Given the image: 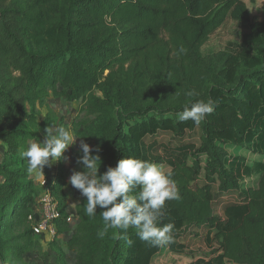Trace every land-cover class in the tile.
<instances>
[{
	"label": "trees",
	"instance_id": "obj_1",
	"mask_svg": "<svg viewBox=\"0 0 264 264\" xmlns=\"http://www.w3.org/2000/svg\"><path fill=\"white\" fill-rule=\"evenodd\" d=\"M25 1L0 0V264H27L39 245L29 216L40 191L20 151L50 125L39 124L35 110L54 84L70 100L102 94L90 99L91 134L81 133L97 140L98 174L121 159L147 160L175 181L179 197L166 201L161 221L174 224L173 240L159 246L133 228L98 237L103 210L89 217L84 201L72 240L82 247L76 264H264V11L253 19L255 1ZM228 19L248 23L241 46L204 55ZM181 45L186 54H178ZM209 98L214 110L199 125L178 120L186 105ZM194 133L198 143H182L168 158L144 147L159 134L185 142ZM59 169L48 186L61 213L57 234L69 218ZM188 238L207 251L179 242Z\"/></svg>",
	"mask_w": 264,
	"mask_h": 264
},
{
	"label": "clouds",
	"instance_id": "obj_2",
	"mask_svg": "<svg viewBox=\"0 0 264 264\" xmlns=\"http://www.w3.org/2000/svg\"><path fill=\"white\" fill-rule=\"evenodd\" d=\"M182 45L178 54H186ZM214 110V101L196 100L186 105L177 113L179 121L191 120L199 125L206 115ZM76 136L71 126L48 127L45 129L43 141L30 142L22 156L27 161V171L37 177L43 176L45 166L66 160L64 153L76 143ZM82 156L77 160L83 165V171H74L69 183L86 198L85 215L94 217L97 208L103 211L99 214L105 228L97 233L103 237L108 228L136 230V235L142 241L155 246L171 243V232L174 224L161 225L165 215L166 201L178 199L176 184L158 164L137 158H125L118 161L115 167H108L101 175L99 168L101 160L99 148L93 149L81 139ZM139 188V194L133 195V190ZM127 243L131 245L129 239Z\"/></svg>",
	"mask_w": 264,
	"mask_h": 264
},
{
	"label": "rangeland",
	"instance_id": "obj_3",
	"mask_svg": "<svg viewBox=\"0 0 264 264\" xmlns=\"http://www.w3.org/2000/svg\"><path fill=\"white\" fill-rule=\"evenodd\" d=\"M254 1L257 6L255 9L251 10L253 19L261 20L264 11V0ZM24 3H26L25 0ZM248 32L249 26L245 21L228 19L218 30H216L209 37L208 41L202 47V52L204 55H211L223 51L235 52L241 46L243 38ZM46 42L49 41L46 40ZM46 93L48 96L46 100H44L40 105L36 107V119L37 122L41 124L44 123L47 118H49L51 120V123L49 126L37 128L39 135L38 140L41 142L43 141L46 128L59 127L61 125L71 126V128L74 130L77 140L76 143L73 146L69 147V149L64 153V156L67 158L66 160H61L52 164L51 166L44 167V177H37L33 173L30 174L40 191V196L45 192V188L49 189L48 186L50 185V183H54V180L56 179L57 174L60 171L59 164H62L66 184L63 191L66 196L67 213L69 214V218L67 220V225L64 228V231L56 234L54 237L41 235L34 231L33 238L39 241V245L36 250L24 256V261L27 264H60L58 261L57 253L53 249V245L56 244L63 251L66 263L76 264L82 247L80 245L74 244L72 240L77 231V228L80 225V220L77 212L80 205L84 201H86V198L81 196L80 192L73 186H71V184L69 183V179L74 171H83V165L77 163L78 158L82 156L80 142L83 138L81 136V133L91 134V131H88L87 129L89 126H91L90 122L91 119H93L90 114V99L93 96H101L102 94L97 90H92L87 93L85 97L82 96L79 99L70 100L65 96L66 93H69L66 90V87L61 86L60 84L48 86ZM199 135L200 134L198 133H194L193 135H191V137H187V139H185V142H183L184 140L176 141V138H174L172 135L159 134L155 138L146 139L144 142V147L152 157L163 156L165 158H168L171 154L170 152L180 144L191 141L198 143ZM38 140L29 141L23 147V149H21V156L22 152L27 150L30 142H39ZM83 141L93 149H96L97 140L88 137L83 139ZM5 148L6 144L0 142V151L2 153L5 151ZM92 154H95V151ZM46 173L48 174L49 181H47L45 178ZM2 181L3 177L0 176V183ZM35 204L36 208L39 210L37 200ZM33 209L34 211H36L34 207ZM192 249L205 251V245L203 243H195L192 245ZM178 264H186V262L178 261Z\"/></svg>",
	"mask_w": 264,
	"mask_h": 264
},
{
	"label": "built area",
	"instance_id": "obj_4",
	"mask_svg": "<svg viewBox=\"0 0 264 264\" xmlns=\"http://www.w3.org/2000/svg\"><path fill=\"white\" fill-rule=\"evenodd\" d=\"M37 203L39 210L29 216V221L33 223L36 233L54 237L57 234L56 223L61 218V213L50 189L45 188V192L38 197Z\"/></svg>",
	"mask_w": 264,
	"mask_h": 264
},
{
	"label": "crops",
	"instance_id": "obj_5",
	"mask_svg": "<svg viewBox=\"0 0 264 264\" xmlns=\"http://www.w3.org/2000/svg\"><path fill=\"white\" fill-rule=\"evenodd\" d=\"M34 208L36 209L35 212H37L38 209L36 208V205H34ZM184 240H185V241L180 240L179 242H182V243L187 244V245L190 247L189 249H191V250H193V249H192V245L195 244V243H198L196 240L191 239V238L184 239ZM202 243H204V242H202ZM204 245H205V243H204ZM205 251H207V247H206V245H205Z\"/></svg>",
	"mask_w": 264,
	"mask_h": 264
}]
</instances>
